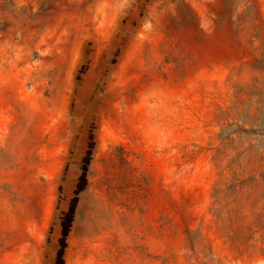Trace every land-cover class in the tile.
Wrapping results in <instances>:
<instances>
[{
  "label": "rangeland",
  "instance_id": "374dc122",
  "mask_svg": "<svg viewBox=\"0 0 264 264\" xmlns=\"http://www.w3.org/2000/svg\"><path fill=\"white\" fill-rule=\"evenodd\" d=\"M0 264H264V0H0Z\"/></svg>",
  "mask_w": 264,
  "mask_h": 264
}]
</instances>
